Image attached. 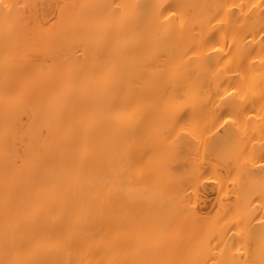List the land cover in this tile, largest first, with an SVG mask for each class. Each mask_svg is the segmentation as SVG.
Here are the masks:
<instances>
[{"label":"bare ground","instance_id":"bare-ground-1","mask_svg":"<svg viewBox=\"0 0 264 264\" xmlns=\"http://www.w3.org/2000/svg\"><path fill=\"white\" fill-rule=\"evenodd\" d=\"M0 3V264H264V0Z\"/></svg>","mask_w":264,"mask_h":264},{"label":"rangeland","instance_id":"rangeland-1","mask_svg":"<svg viewBox=\"0 0 264 264\" xmlns=\"http://www.w3.org/2000/svg\"><path fill=\"white\" fill-rule=\"evenodd\" d=\"M1 3H2V2H1ZM1 3H0V6H1L2 8L5 7V6H4V3H3V4H1ZM14 3H15V2H14ZM14 3L12 4L13 7L11 6V8L15 10V8H17L18 6H16V5H17L16 3H15V4H14Z\"/></svg>","mask_w":264,"mask_h":264}]
</instances>
